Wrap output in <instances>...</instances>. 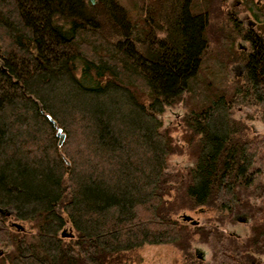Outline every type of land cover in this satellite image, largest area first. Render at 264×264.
Here are the masks:
<instances>
[{
    "label": "trees",
    "instance_id": "trees-1",
    "mask_svg": "<svg viewBox=\"0 0 264 264\" xmlns=\"http://www.w3.org/2000/svg\"><path fill=\"white\" fill-rule=\"evenodd\" d=\"M242 5L252 28L229 0H0V264H123L146 243L208 264L194 241L264 264V133L234 117L264 121V6ZM195 208L219 225L180 217ZM239 213L242 235L222 227Z\"/></svg>",
    "mask_w": 264,
    "mask_h": 264
},
{
    "label": "rangeland",
    "instance_id": "rangeland-1",
    "mask_svg": "<svg viewBox=\"0 0 264 264\" xmlns=\"http://www.w3.org/2000/svg\"><path fill=\"white\" fill-rule=\"evenodd\" d=\"M229 3L232 5H237L238 0H229ZM249 16V15H248ZM247 20L252 23L253 19L249 16ZM236 44L238 46L244 47L243 49H248L247 44L240 38L236 39ZM242 62L235 60L227 68L228 78L234 79L240 75L242 72ZM185 108L178 104L175 106L165 107L162 112L161 118L164 121V124H167L171 121L177 120L178 117L184 113ZM234 117L242 118L246 121L247 125L253 129V133H264V121L261 119V112L259 108L255 105H242L237 104L235 106ZM178 123H176L177 125ZM179 132L174 133V136H178ZM191 163V160L188 159L185 153L183 154H171L169 156V165L166 170L171 171L178 166H187ZM262 175L264 176V170ZM186 212L192 216L193 219H196L198 222H203L204 219L210 218L211 223H219L213 218L215 216V210L209 208H195V209H184L179 211V214ZM5 212H0V215ZM236 219L234 223L226 222L222 227L228 231L238 235L245 234L246 229V219L247 216L243 213L236 214ZM7 221H15L21 224L24 229H31L30 224L25 221L13 220L9 218ZM70 231L69 223H66L64 226V232L68 233ZM0 247H2L0 245ZM194 252L197 254V257H201L208 264L214 262V257L212 253V248L207 243L202 241L193 242ZM3 248V247H2ZM264 259V257H262ZM123 264H184L183 255L181 251L176 248L171 243H157V244H143L141 247L132 251L128 254Z\"/></svg>",
    "mask_w": 264,
    "mask_h": 264
},
{
    "label": "flooded vegetation",
    "instance_id": "flooded-vegetation-1",
    "mask_svg": "<svg viewBox=\"0 0 264 264\" xmlns=\"http://www.w3.org/2000/svg\"><path fill=\"white\" fill-rule=\"evenodd\" d=\"M242 1L243 0H238V3H237V5H238V8H239V10L241 9V7L243 6L242 5ZM255 1V3L257 4V5H259V8L260 9H262L263 8V6H264V0H254ZM249 14L246 12V11H242V10H240V12L238 13V18H239V20L241 21V23H242V25H243V27H245V28H252V27H254L255 25H256V21L255 20H253L252 21V23H250L248 20H247V18H249V16H248ZM244 41V40H243ZM245 42V41H244ZM246 44H247V42H245ZM242 48H244V47H242ZM242 65H243V63H242ZM243 69V68H242ZM242 73V72H241ZM240 73V74H241Z\"/></svg>",
    "mask_w": 264,
    "mask_h": 264
},
{
    "label": "water",
    "instance_id": "water-1",
    "mask_svg": "<svg viewBox=\"0 0 264 264\" xmlns=\"http://www.w3.org/2000/svg\"><path fill=\"white\" fill-rule=\"evenodd\" d=\"M91 3H93L94 2V0H89ZM62 137V135H60V138ZM61 140V139H60ZM2 210V209H1ZM180 217L182 218V219H184V220H189L191 223H196L197 222V220L196 219H193L192 218V216L190 215V214H188V213H186V212H182L181 214H180ZM11 224L12 225H15V226H17L18 228H23L22 226H21V224L20 223H18V222H15V221H11Z\"/></svg>",
    "mask_w": 264,
    "mask_h": 264
}]
</instances>
